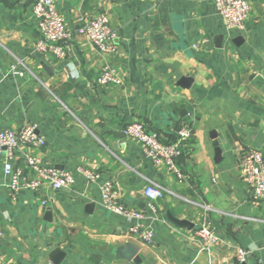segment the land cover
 I'll return each instance as SVG.
<instances>
[{"label": "crops", "instance_id": "crops-1", "mask_svg": "<svg viewBox=\"0 0 264 264\" xmlns=\"http://www.w3.org/2000/svg\"><path fill=\"white\" fill-rule=\"evenodd\" d=\"M247 1L249 20L235 30L213 0H55L70 31L61 60L36 50L31 0H0V131L36 126L46 147L32 153L75 180L13 195L0 162V264H241L238 248L250 252L242 264H264V201H254L240 165L248 150L264 154V0ZM101 15L118 32L114 53L78 32ZM17 59L29 69L22 76ZM105 66L122 84L98 85ZM134 122L165 142L191 131L177 161L183 183L123 135ZM79 168L100 179L88 183ZM146 179L176 196L151 211ZM108 180L142 219L103 206ZM202 228L219 237L210 250Z\"/></svg>", "mask_w": 264, "mask_h": 264}, {"label": "built area", "instance_id": "built-area-1", "mask_svg": "<svg viewBox=\"0 0 264 264\" xmlns=\"http://www.w3.org/2000/svg\"><path fill=\"white\" fill-rule=\"evenodd\" d=\"M33 14L38 22L41 39L36 43V50L41 53L52 54L64 60L67 56L66 44L70 38V31L56 8L55 0H31ZM215 7L228 29L243 30L249 20L251 6L247 0H213ZM78 32L87 38L90 46L100 54L114 53L119 40L118 32L112 27L108 16L101 15L88 21H82ZM22 67L21 71L14 70V74L24 75L29 71L25 63L17 59ZM15 69V68H14ZM100 86L119 85L122 79L114 70L105 66L98 78ZM123 135L138 142L145 156L154 165H163L173 174L179 183L185 181L184 174L178 166V159L182 155L183 146L191 139V131L183 128L177 134V140L166 143L155 132L149 131L145 124L134 122L122 130ZM46 147V140L37 132L36 126L25 124L19 130L5 129L0 131V162L8 179V188L13 195L24 190L37 192L44 185L53 190L70 189L74 185V176L69 172L45 166L41 158L33 154L34 150ZM245 180L251 185L256 203L264 201V154L255 149L245 152L240 161ZM79 174L88 183H95L100 174L90 169L79 168ZM145 196L149 201V209L156 211V202L165 195L176 194L155 182L146 179ZM103 206L110 212L122 216L127 220L142 219L140 212L123 206L115 191L114 182L108 180L101 186ZM191 203L189 200L184 199ZM131 232L139 235L147 243L152 240V234L141 230L140 226L131 228ZM205 249L210 250L219 241V237L212 234L207 228L197 231ZM250 252L238 248L237 259L242 264L247 261Z\"/></svg>", "mask_w": 264, "mask_h": 264}, {"label": "water", "instance_id": "water-1", "mask_svg": "<svg viewBox=\"0 0 264 264\" xmlns=\"http://www.w3.org/2000/svg\"><path fill=\"white\" fill-rule=\"evenodd\" d=\"M178 79H179V80H182V79H181V76H178ZM215 145L217 146L218 143L216 142ZM61 254H62V253H61L60 250H55V251L52 253V257H51V258L53 259V261H55V259H56L55 256H56V255L59 256V255H61Z\"/></svg>", "mask_w": 264, "mask_h": 264}, {"label": "trees", "instance_id": "trees-1", "mask_svg": "<svg viewBox=\"0 0 264 264\" xmlns=\"http://www.w3.org/2000/svg\"><path fill=\"white\" fill-rule=\"evenodd\" d=\"M166 143L171 144V143H173V142H166Z\"/></svg>", "mask_w": 264, "mask_h": 264}]
</instances>
